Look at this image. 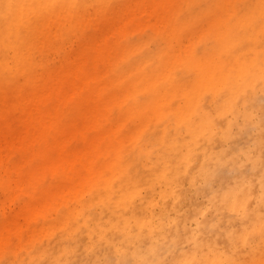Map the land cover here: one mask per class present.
<instances>
[{"label":"rangeland","instance_id":"rangeland-1","mask_svg":"<svg viewBox=\"0 0 264 264\" xmlns=\"http://www.w3.org/2000/svg\"><path fill=\"white\" fill-rule=\"evenodd\" d=\"M57 3L83 7L24 28L19 60L14 54L11 64L6 45L0 47V262H59L56 245L68 247L70 237L80 249L85 223L108 232L116 211L147 217L139 237L145 247L149 233L162 244L176 231L188 238L179 248L200 257L207 252L201 236L209 234L218 260L259 264L264 91L256 83L235 112L223 109L230 74L245 61L258 63L259 31L252 47L220 61L218 49L231 41L216 18L227 11L220 6L237 4L254 5L258 15L260 0ZM209 33L214 43L205 55L199 46L208 44ZM185 118L206 122L195 140ZM139 175L143 181L131 185ZM237 180L242 206H221L218 188ZM109 184L114 192L131 185L128 195L137 198L120 210L115 199L107 207L99 195ZM256 224L246 231L247 246L228 240L226 233ZM110 248L100 243L99 250Z\"/></svg>","mask_w":264,"mask_h":264},{"label":"bare ground","instance_id":"bare-ground-1","mask_svg":"<svg viewBox=\"0 0 264 264\" xmlns=\"http://www.w3.org/2000/svg\"><path fill=\"white\" fill-rule=\"evenodd\" d=\"M61 0H54V2H58ZM67 1V0H62ZM72 1V0H71ZM74 2L80 1V0H73ZM42 0H0V47L2 45H8L11 46L13 44H16L17 37L15 35V31L20 30V28H14L12 26H9L6 24L4 19V13L6 11L5 5L8 3H14V4H39ZM30 15V10H24L21 13V16L23 19L20 21V27L23 29H28L24 22L28 20ZM36 26H33L32 29H34ZM24 34V33H23ZM23 38V37H22ZM20 39V43L17 45L18 52L16 53V60H19L18 53L21 51L20 45L24 41L23 39ZM205 77V76H204ZM204 81V80H203ZM175 122V127L177 130H179L180 124H178L180 121ZM188 129V131L191 133V136L189 138L195 140L194 138H197L201 133L204 125V121H202L199 124L193 123L190 119L185 118L183 121ZM206 123V122H205ZM177 139L174 140V145ZM189 141H181V144H187ZM191 153L189 152L187 155V160H191L193 157V149L190 147ZM234 164V158H230V164L226 165L224 164V167L228 168L229 170L232 169L231 165ZM125 173H122L120 175V178L123 179ZM143 175H139L134 178V181L131 185L143 181L142 177ZM176 183V180L174 179L173 184ZM237 181H231L228 185L224 186L221 185L217 190V197L219 198V203L222 206L223 204L226 205L229 209H237L238 207L242 206V201H237V197L239 194L243 191V182H240L239 184ZM131 185H123L119 192H114L111 189V184H109L104 193L99 195V198L103 200V203L105 206H112L110 203L113 199H115V209L120 210L121 205H126L125 201H127V204L130 203L132 200H130L129 188ZM246 194L243 195L242 198H244ZM145 211V210H144ZM136 218L135 224L132 222L130 218ZM146 216H141L134 214L131 217H122L118 212L112 213V217L110 218V221L113 223L112 226H110V230L107 232L106 229L102 227L101 224L95 225L94 227H91V225L86 224L85 222V230L84 235L81 237L83 240H86L87 243L83 245L80 249H75V246H78L79 243L76 240H72V238L69 237V246L62 247L56 245V249L54 252V258L57 261H64L65 264H118L121 260H128V261H135L138 259H149L155 262V264H177V262L185 260V259H217L218 255L215 251L213 254L212 251L214 249V237L210 236L209 234H203L201 236L202 240L204 241V244L207 247V252L202 253L200 257H198L197 252L195 253V250H189V251H183L181 248H179V245L186 241L187 237H181L178 235L176 231H172L167 235V239L164 243L160 244L157 243L154 240V234L149 233L148 239L146 241H143L142 243H146V246H143V244L139 243L140 240V232L141 229L144 226H148L149 221L146 220ZM256 223L255 221H253ZM123 225L121 228L120 225ZM138 229L134 230L133 228ZM256 227H259L258 224H256L254 227L245 226L237 231H234L233 233H226L227 238L230 242H235V237L239 233H246L247 230H252ZM151 232V230H150ZM124 235H128L130 237L126 238ZM190 237V235H189ZM128 239L131 242L138 241L137 245H130L128 244ZM71 240V241H70ZM119 240V241H116ZM179 241V243H178ZM105 243L107 248H110L112 253H107L106 251L99 250L100 243ZM197 242V241H196ZM114 243H118L117 246ZM110 246V247H109ZM73 248L72 250L69 248ZM93 247V249H96L92 252L89 251V248ZM114 249V251L112 250ZM83 249L84 253H79V251ZM170 251L172 255H170L168 258H165V255ZM211 251V252H210ZM104 255L105 258L101 259V256ZM217 257V258H216ZM103 260V261H102ZM218 260V259H217Z\"/></svg>","mask_w":264,"mask_h":264},{"label":"snow or ice","instance_id":"snow-or-ice-1","mask_svg":"<svg viewBox=\"0 0 264 264\" xmlns=\"http://www.w3.org/2000/svg\"><path fill=\"white\" fill-rule=\"evenodd\" d=\"M83 7L77 3L61 4L56 3L54 0H42L39 4H14L8 3L5 5L6 11L4 13V19L6 24L14 28H20L15 31L17 37L16 44L7 46L5 48V59L6 62L11 64V57L18 52L17 45L20 43V39L23 36V28L20 27V21L23 19L21 13L24 10H30V15L27 21L24 22L28 29L33 26L39 27L41 21L47 16L61 9L76 10ZM108 7H111L110 5ZM226 8L227 11L217 15V22L220 24L221 29L229 37L231 43L224 48L218 49L220 61H225L229 57L235 55L237 51H243L244 49L250 48L253 45L252 36L258 30L259 31V47L260 57L258 63L253 61H245L240 71L233 72L229 76V81L223 89L225 103L223 109L229 112H235L239 107V101L242 93L247 87H251L258 83L261 90L264 91V0H260L258 15L254 11L255 6L249 4H237V5H225L220 6ZM232 9H235L233 12ZM207 45H200V50L205 55L208 53L209 46L214 43L212 34L209 33ZM6 78H10L11 73L7 70L5 72ZM146 140L147 137H144ZM141 141L140 146H142ZM137 197L135 193L132 194V199L135 200ZM142 198V197H141ZM127 204V201H125ZM261 235L264 236V219L261 221ZM235 243L238 245L247 246L248 234L239 233L235 237ZM10 247V244L7 245ZM0 264H10L9 261L0 262ZM41 264H65L64 261L49 262L42 261ZM118 264H155L154 261L149 259H138L135 261L121 260ZM177 264H238L236 261L223 260V259H185L177 262ZM249 264H256V261H251ZM259 264H264V249L261 250V256Z\"/></svg>","mask_w":264,"mask_h":264}]
</instances>
